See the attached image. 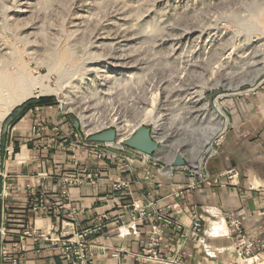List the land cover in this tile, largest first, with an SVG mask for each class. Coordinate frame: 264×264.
<instances>
[{
	"label": "rangeland",
	"instance_id": "1",
	"mask_svg": "<svg viewBox=\"0 0 264 264\" xmlns=\"http://www.w3.org/2000/svg\"><path fill=\"white\" fill-rule=\"evenodd\" d=\"M17 67L31 94L0 130L16 107L50 98L80 121L57 133L74 149L98 130L124 137L143 124L161 141L155 159L179 153L197 171L191 160L216 125L205 103L227 120L236 101L264 87V0H0V69Z\"/></svg>",
	"mask_w": 264,
	"mask_h": 264
},
{
	"label": "crops",
	"instance_id": "2",
	"mask_svg": "<svg viewBox=\"0 0 264 264\" xmlns=\"http://www.w3.org/2000/svg\"><path fill=\"white\" fill-rule=\"evenodd\" d=\"M69 126L68 116L46 105L19 109L1 127L0 264H65L64 243L98 222L104 227L84 239L87 264H164V255L243 264L233 221L255 251L264 243V87L236 101L197 171L110 143L73 149L57 135ZM140 208L149 217L129 228ZM193 213L202 217L198 239L182 235ZM163 215L182 228L163 225Z\"/></svg>",
	"mask_w": 264,
	"mask_h": 264
},
{
	"label": "built area",
	"instance_id": "3",
	"mask_svg": "<svg viewBox=\"0 0 264 264\" xmlns=\"http://www.w3.org/2000/svg\"><path fill=\"white\" fill-rule=\"evenodd\" d=\"M78 146L79 145H76V148ZM229 172L230 171H227L225 175H233V173L228 174ZM65 181H66L65 184L67 185L77 181V178L75 177L68 180L66 179ZM114 186L118 188L120 185L118 183L115 184ZM148 217L149 214L143 208L138 209L137 214L133 217L131 223H129V228H135L137 221H144ZM190 219H191L190 227L188 231L186 230L182 231V235L186 236L187 234H189L192 237V239H198L199 234L202 230V217L200 214L193 213L190 216ZM162 221H163V225L165 226H170L174 224L172 223L171 219L166 217L165 215L162 216ZM230 226H231L230 234L234 238L236 254L240 258L241 263L243 264L254 263L259 258L264 259V256L260 255L259 253L260 250L264 249V243H262L259 246V248L256 249L255 251L253 247V243L246 236L240 222L233 221L231 222ZM103 227H104V222H98L91 227L78 231L76 233V240L72 242H66V244L64 243L65 264H87L88 262L86 258V244L84 242V239L90 234L99 232ZM174 227L177 230H180L182 228V226L179 223L174 224ZM1 232L2 233L5 232V228L3 227V225L1 228ZM27 232L28 231H26L24 234H26ZM16 245H18V243H16ZM159 261L160 263H164V264H187L175 257H168L165 255L162 258H160ZM15 264H17L16 261ZM138 264H150V263H146L143 260H141Z\"/></svg>",
	"mask_w": 264,
	"mask_h": 264
},
{
	"label": "bare ground",
	"instance_id": "4",
	"mask_svg": "<svg viewBox=\"0 0 264 264\" xmlns=\"http://www.w3.org/2000/svg\"><path fill=\"white\" fill-rule=\"evenodd\" d=\"M68 58V53L63 52L58 55L57 61L62 63ZM18 67L16 69L18 71L15 72L13 70L14 73L0 69V119L5 117V115L11 110V108L15 104L20 103L31 94V90L28 86L29 80H27V75L25 71L22 70L23 68L21 69ZM205 104V106L212 111L213 117L216 119V125L214 129L209 130L208 138L206 139L207 142H204V144L200 147L197 156H194L191 160V165L195 170H198L204 154L207 153L211 148L210 145L209 147H206V144L211 141L212 138L218 137L219 134L223 132L227 122V120L224 119L223 111L221 110L220 106L216 104V102L213 103L217 105L216 110H214L212 105L208 106L209 104L207 102ZM121 136L122 135L120 133V137Z\"/></svg>",
	"mask_w": 264,
	"mask_h": 264
},
{
	"label": "water",
	"instance_id": "5",
	"mask_svg": "<svg viewBox=\"0 0 264 264\" xmlns=\"http://www.w3.org/2000/svg\"><path fill=\"white\" fill-rule=\"evenodd\" d=\"M212 92L209 96V102L212 104V95L217 93ZM76 128L80 127V121L73 116L69 115ZM87 140L92 143H118L120 146L133 149L140 153L154 157L161 148V141L156 138L155 131L152 127L139 124L134 127L132 131L124 137H120V132L114 127H108L87 135ZM187 161L184 157L176 153L174 159L171 161V167L185 166Z\"/></svg>",
	"mask_w": 264,
	"mask_h": 264
},
{
	"label": "trees",
	"instance_id": "6",
	"mask_svg": "<svg viewBox=\"0 0 264 264\" xmlns=\"http://www.w3.org/2000/svg\"><path fill=\"white\" fill-rule=\"evenodd\" d=\"M54 101L50 98H39V99H31L25 102L23 105L21 104L20 106L16 107L8 116L7 119L11 118L16 111L19 109H22V111L28 110L33 106H46V105H53ZM6 119V121H7ZM0 154H2V151H0Z\"/></svg>",
	"mask_w": 264,
	"mask_h": 264
}]
</instances>
